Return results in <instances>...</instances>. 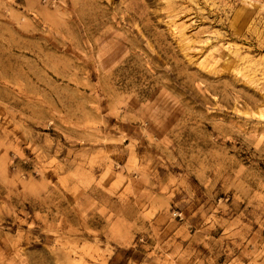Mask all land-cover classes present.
Returning <instances> with one entry per match:
<instances>
[{
	"label": "rangeland",
	"instance_id": "1",
	"mask_svg": "<svg viewBox=\"0 0 264 264\" xmlns=\"http://www.w3.org/2000/svg\"><path fill=\"white\" fill-rule=\"evenodd\" d=\"M0 264H264V0H0Z\"/></svg>",
	"mask_w": 264,
	"mask_h": 264
}]
</instances>
